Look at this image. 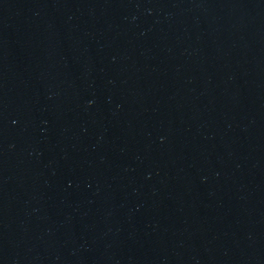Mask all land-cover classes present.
<instances>
[{"label":"water","instance_id":"obj_1","mask_svg":"<svg viewBox=\"0 0 264 264\" xmlns=\"http://www.w3.org/2000/svg\"><path fill=\"white\" fill-rule=\"evenodd\" d=\"M0 264H264V0H0Z\"/></svg>","mask_w":264,"mask_h":264}]
</instances>
